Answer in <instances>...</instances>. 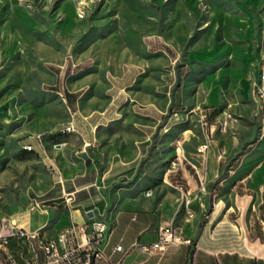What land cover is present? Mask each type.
<instances>
[{"label": "rangeland", "instance_id": "374dc122", "mask_svg": "<svg viewBox=\"0 0 264 264\" xmlns=\"http://www.w3.org/2000/svg\"><path fill=\"white\" fill-rule=\"evenodd\" d=\"M147 61L140 87L159 91L162 134L189 126L204 160L214 143L235 162L223 174L264 157V0H0V193L53 177L56 167L26 145L72 124L58 85L90 75L106 90L130 78L117 77L125 63ZM112 127L122 143L126 123ZM162 134L161 168L169 163L173 187L192 194L185 137Z\"/></svg>", "mask_w": 264, "mask_h": 264}, {"label": "crops", "instance_id": "0c3cea01", "mask_svg": "<svg viewBox=\"0 0 264 264\" xmlns=\"http://www.w3.org/2000/svg\"><path fill=\"white\" fill-rule=\"evenodd\" d=\"M142 66L150 65L125 63L117 77L130 78L122 84L110 80L106 90L90 75L58 85L56 93L66 103L74 131L53 130L51 139L38 135L28 141L41 160L56 167L54 175L41 181L30 175L25 188L0 193V230L6 222L39 231L31 240L39 263L45 261L41 240L98 216L108 221L110 235L105 256L95 264H264V157L223 174L230 165L221 156L224 151L211 143L204 160L197 144L189 142L198 137L189 126L173 123L162 134L166 110L157 87L151 92L140 87ZM119 121L126 123L122 143L112 131ZM167 132L185 137L183 176L193 192L190 217L182 191L172 185L169 163L165 170L160 165L166 140L161 134ZM203 164L202 175L194 171ZM208 199L213 207L206 215ZM169 222L178 229L177 241L153 252L134 246L156 242L160 227ZM8 253L16 264H26L24 240L11 238L0 251Z\"/></svg>", "mask_w": 264, "mask_h": 264}, {"label": "built area", "instance_id": "2783aa9c", "mask_svg": "<svg viewBox=\"0 0 264 264\" xmlns=\"http://www.w3.org/2000/svg\"><path fill=\"white\" fill-rule=\"evenodd\" d=\"M260 95L264 98V73L260 78ZM66 128H74L69 124ZM65 128V129H66ZM209 143H203L202 148H198L200 153L205 152ZM176 162L172 170L177 169ZM201 185L204 184L200 178ZM182 188L183 204L186 215L190 217L192 212L191 193L185 190L183 185H176ZM151 192H148L150 195ZM177 227L174 222L162 225L159 229L158 240L154 243H136L134 246L143 251L153 252L164 249L170 243L178 240ZM110 226L104 218L93 216L83 222H75L73 225L61 229L55 236L48 237L40 241L41 248L45 255V261L39 263L36 258L35 249L31 240L39 237V231H28L21 227L11 226L4 223L0 230V251L8 247L11 238L24 240L27 245L26 264H95L96 261L105 256V247L109 241ZM122 249V246H117ZM9 264H16L15 257L8 253Z\"/></svg>", "mask_w": 264, "mask_h": 264}, {"label": "bare ground", "instance_id": "6f19581e", "mask_svg": "<svg viewBox=\"0 0 264 264\" xmlns=\"http://www.w3.org/2000/svg\"><path fill=\"white\" fill-rule=\"evenodd\" d=\"M65 131H67V132L74 131V128H66ZM26 148H28L30 150L33 149L32 145H30V144L29 145H26ZM198 148H202V144ZM174 165H175V162H172V165L169 167V170H172ZM176 167H178L177 166V163H176ZM178 188L182 191V188L181 187H178ZM191 201H192V198H191ZM71 225H73V224H71Z\"/></svg>", "mask_w": 264, "mask_h": 264}, {"label": "trees", "instance_id": "16d2710c", "mask_svg": "<svg viewBox=\"0 0 264 264\" xmlns=\"http://www.w3.org/2000/svg\"><path fill=\"white\" fill-rule=\"evenodd\" d=\"M208 211H209V212L212 211V205H211V204H209V206H208Z\"/></svg>", "mask_w": 264, "mask_h": 264}, {"label": "water", "instance_id": "95a60500", "mask_svg": "<svg viewBox=\"0 0 264 264\" xmlns=\"http://www.w3.org/2000/svg\"><path fill=\"white\" fill-rule=\"evenodd\" d=\"M90 215L92 216V213H90Z\"/></svg>", "mask_w": 264, "mask_h": 264}]
</instances>
